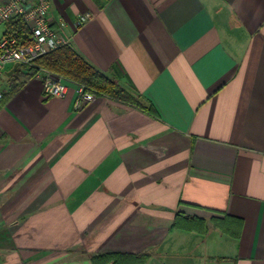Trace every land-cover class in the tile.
Segmentation results:
<instances>
[{"label": "crops", "instance_id": "1", "mask_svg": "<svg viewBox=\"0 0 264 264\" xmlns=\"http://www.w3.org/2000/svg\"><path fill=\"white\" fill-rule=\"evenodd\" d=\"M47 2L143 109L47 96L6 67L0 264H264V0Z\"/></svg>", "mask_w": 264, "mask_h": 264}, {"label": "built area", "instance_id": "2", "mask_svg": "<svg viewBox=\"0 0 264 264\" xmlns=\"http://www.w3.org/2000/svg\"><path fill=\"white\" fill-rule=\"evenodd\" d=\"M49 4L47 0H0V100L4 91L2 79L7 66L14 64L30 66L37 58L68 44L48 22ZM89 14L78 17L83 23ZM13 19L20 20L25 32L20 39L6 33V25ZM65 23L59 22V27ZM42 92L47 96L63 97L67 84L63 79L49 72H41ZM75 91L80 101H91L94 95L77 86Z\"/></svg>", "mask_w": 264, "mask_h": 264}, {"label": "trees", "instance_id": "3", "mask_svg": "<svg viewBox=\"0 0 264 264\" xmlns=\"http://www.w3.org/2000/svg\"><path fill=\"white\" fill-rule=\"evenodd\" d=\"M92 1L101 8L109 0ZM24 32L25 27L18 19H13L6 25V33L10 36H15L17 39H20ZM19 67L20 70H15L16 76L21 75L23 78H30L37 76L43 71L49 72L62 78L65 84H72L76 87L81 86L85 91L92 93L94 96L105 97L130 108L143 109L137 97L121 87L116 81L88 64L68 44L37 58L27 70L24 65H20ZM19 85L20 82H17V80L13 81L10 93ZM6 96L7 94L4 93L0 101H3ZM194 222V219L187 220L185 224L186 228L204 232V222L202 220ZM213 222L217 227L226 230L223 227L226 223L224 224L220 220H213ZM143 262V256L135 255L103 254L92 258L93 264H142Z\"/></svg>", "mask_w": 264, "mask_h": 264}, {"label": "water", "instance_id": "4", "mask_svg": "<svg viewBox=\"0 0 264 264\" xmlns=\"http://www.w3.org/2000/svg\"><path fill=\"white\" fill-rule=\"evenodd\" d=\"M18 66H19V65H18L17 63L14 64V65H13V69H12V71L15 70ZM12 71H10L8 74H10Z\"/></svg>", "mask_w": 264, "mask_h": 264}, {"label": "rangeland", "instance_id": "5", "mask_svg": "<svg viewBox=\"0 0 264 264\" xmlns=\"http://www.w3.org/2000/svg\"><path fill=\"white\" fill-rule=\"evenodd\" d=\"M25 67H26L25 69L27 70V69H29V67H31V65L30 66H25Z\"/></svg>", "mask_w": 264, "mask_h": 264}]
</instances>
